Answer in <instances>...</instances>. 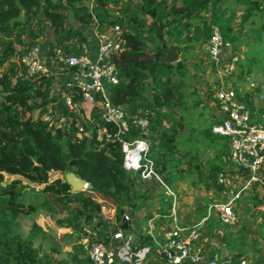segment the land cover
I'll use <instances>...</instances> for the list:
<instances>
[{
	"label": "trees",
	"instance_id": "trees-1",
	"mask_svg": "<svg viewBox=\"0 0 264 264\" xmlns=\"http://www.w3.org/2000/svg\"><path fill=\"white\" fill-rule=\"evenodd\" d=\"M253 17L261 18L258 27ZM245 22L246 38L253 39L257 33L260 39L264 0H0V264L60 263L36 244L42 227L34 220L28 225L19 220L41 209L56 227L69 229L65 234L72 239L68 257L81 264H88L86 246L93 237L108 243L109 232L102 226L119 227L123 208L135 211L139 206H151L146 220L158 214L157 221L170 222L171 196L166 186L172 189L197 158L178 145L184 129L180 111L187 101L185 92L193 86L184 80L188 68L183 55L205 42L212 26L218 27L233 49V26L244 28ZM89 26L98 34L118 26L124 40L109 59L118 82L108 87L111 102L128 114L129 129L124 134H114L116 128L101 118L99 95L91 103L82 100L69 78L53 90L57 78L73 72L69 66H51L54 50L87 53L84 28ZM50 33L46 50L49 71L28 75L22 56ZM170 44L177 48L179 58L165 63L162 58ZM231 87L236 100L248 107L251 123L264 127V106L257 104L262 99L260 88L251 85L244 89L235 80ZM207 92L214 101L209 87ZM67 97L79 105L70 108ZM43 113L63 118L60 128L53 130L41 119ZM138 118L147 121L146 127L133 122ZM103 129L113 135H99L98 130ZM209 134L226 141L211 127ZM120 139L147 143L145 158L158 178H143V167L137 171L123 168ZM226 151L227 146L223 153ZM216 170H209L208 182L218 190L222 186L217 183ZM64 171L83 179L87 189L72 191L61 176ZM245 171L241 173L245 175ZM53 172L59 176L53 177ZM6 175L13 177L5 181ZM254 183L249 203H264V186ZM103 207L114 209L111 218L103 217ZM233 209L236 221L224 225L220 237L228 264H264V209L246 205L245 221ZM150 244L151 236L141 231L131 249L136 252Z\"/></svg>",
	"mask_w": 264,
	"mask_h": 264
},
{
	"label": "built area",
	"instance_id": "built-area-1",
	"mask_svg": "<svg viewBox=\"0 0 264 264\" xmlns=\"http://www.w3.org/2000/svg\"><path fill=\"white\" fill-rule=\"evenodd\" d=\"M93 37L96 41L95 58L87 53L75 55L57 48L53 52L51 66L53 68L60 65L72 67L73 72L69 74V79L78 88L81 99L91 103L99 95L102 98L101 118L116 128L114 134H124L129 129L126 119L128 114L125 108L111 102L108 93V87L118 82L115 66L109 62V59L118 53L124 40L120 36L118 26H114L109 33L98 34L93 31ZM203 44L207 54L221 72L214 87L210 88L218 112V121L211 126V131L225 137L227 143V151L221 156L222 166L216 177L217 183L224 188V194L227 197L216 206L215 212L222 225L231 226L236 221L233 206L241 195L242 189H245L247 185L244 183L239 189L234 184L229 170L232 169L240 174L244 169L247 174L245 177L247 176L249 182H260L257 172L264 165V127L259 123H251L248 107L236 100L235 91L231 87L229 77H233L232 75L236 72L239 53L232 50L230 43L225 41L217 26H212L211 33ZM46 60V53L42 52L37 45L22 56L21 63L28 75L44 74L50 69ZM261 97L259 95V98ZM66 104L70 108H76L79 105L70 97L66 98ZM41 119L47 122L53 130L60 128L63 121V118L55 119L49 113H43ZM133 122L141 128L147 125L144 118H138ZM81 131L82 127H79L78 134ZM97 133L99 135L106 133V137L113 135V132H106L105 129L98 130ZM120 142L123 151L122 166L126 171H137L143 167L144 171L141 173L143 178L150 175L158 178L150 167L151 162L145 158L147 143L144 140L136 139L131 143L120 139ZM87 187L86 183L84 190ZM166 193L171 196L170 224L164 228L161 239L153 233V223L158 218V214L147 220V233L162 255L160 264H217L220 255L215 250L210 251L209 256L204 260L207 250L201 241V231L207 217L195 224L182 225L177 217L176 194L167 186ZM122 217L123 220L128 221V215L122 214ZM112 238H122L121 231L113 233ZM86 256L88 264H115L117 251L110 242L106 243L102 239L93 237L87 248Z\"/></svg>",
	"mask_w": 264,
	"mask_h": 264
},
{
	"label": "rangeland",
	"instance_id": "rangeland-1",
	"mask_svg": "<svg viewBox=\"0 0 264 264\" xmlns=\"http://www.w3.org/2000/svg\"><path fill=\"white\" fill-rule=\"evenodd\" d=\"M253 20L255 21L254 26L258 27L261 18L253 17ZM234 21L238 22L239 18ZM252 25V23H249V26ZM233 30L235 41L232 44V50L239 53V58L235 67L236 72L229 79L230 81L235 80L244 89L251 87V85L258 86L262 99L257 104L264 106V31L260 39H257V33L253 39L246 38V22L244 28H239L236 25L233 26ZM84 31L89 35V27H85ZM183 56L186 57L185 64L188 68L184 80L187 84L193 85V88L191 87L185 92L187 101L180 111L184 118V129L178 135V145L182 150L189 151V154H196L197 158L191 162L190 172L175 181L172 191L177 197L178 212L180 207V223L195 224L207 217L204 220V226L206 224L209 228H220L221 224L217 220L215 208L227 196L224 194L223 187L215 190L209 184L208 172L212 167H216L217 173L220 171L222 166L221 156L224 154L227 143L223 138L220 139L209 134L210 127L216 119L214 109L216 105L208 96L207 91L208 87H214L215 81L219 79L221 72L218 71L217 65L207 54L203 42L200 45L198 44L194 50L186 52ZM242 73L244 74V79ZM68 78H70L69 75L57 78L53 85V90L62 81L68 80ZM203 99L205 100L203 101ZM52 176H59V174L53 172ZM12 177L6 175L5 181H9ZM21 179L23 183L35 186V184L30 183L25 178ZM234 184H236L235 181ZM236 186L240 189L242 184H236ZM246 197L248 196L245 188L242 189L241 195L234 204V208H236L243 221H245L244 213L248 203ZM108 212V207H103L104 215H108ZM19 220L24 225H28L30 221L34 220L42 227L43 232L36 240V244L40 243L42 245V251L51 256L52 259L60 262L59 264H72L68 257L71 251L72 239L65 235L70 233L69 230L63 231L56 227L44 209L38 210L31 217H21ZM155 223H158L157 219L153 223L154 228L156 226ZM153 233L155 235L154 229ZM155 236L157 237V235ZM86 241L87 239L84 240V243ZM88 246L89 243L86 247Z\"/></svg>",
	"mask_w": 264,
	"mask_h": 264
},
{
	"label": "crops",
	"instance_id": "crops-1",
	"mask_svg": "<svg viewBox=\"0 0 264 264\" xmlns=\"http://www.w3.org/2000/svg\"><path fill=\"white\" fill-rule=\"evenodd\" d=\"M80 26V25H79ZM51 38L50 35L47 36L46 39H42L40 41V44L38 45L42 52L46 53L47 50V43L49 39ZM88 42H89V50L87 51V54L95 58L96 57V41L93 37V27L89 26V35H87ZM221 76V74H220ZM219 78V77H218ZM216 82V81H215ZM205 99H203L204 101ZM206 102V101H205ZM215 113H216V119L218 116V112L216 111V107H214ZM214 113V114H215ZM230 174L233 176V181H235L236 184H244L246 183V200L248 199V204H250V207L258 208V209H264V203H249L250 202V196L252 195V192H254V181H248L247 176L243 175L242 173L237 174L232 169L229 170ZM247 175V174H246ZM257 175L260 179V183L264 186V165L258 170ZM246 181V182H245ZM257 182V181H255ZM248 183V184H247ZM234 207V206H233ZM109 212L108 215H104L102 211V215L104 218H111L114 213L113 208H108ZM151 209V206H139L135 211H131L128 208H123L120 210L121 217L122 214L128 215V221L123 220V217L121 218V225L119 227H115L113 225H105L102 226V229L109 232V241L114 248L117 251V260L115 264H160L162 261V255L158 252L157 248L153 245H147L142 247L136 252L132 251V242L138 238V235L141 231L146 230V219L145 216L148 213V211ZM180 214V207L179 212L177 214L178 220ZM155 215V214H154ZM168 222V224H167ZM160 222L156 224L154 230L155 235H157L158 238H162V233L164 228L169 226V221ZM126 223L127 226L125 228L122 227V224ZM221 224V223H220ZM99 225V223H97ZM162 225V226H161ZM164 225V226H163ZM224 225L221 224L220 228H209L205 224V226L202 227L201 231V241L204 243L207 253L205 254L204 260L209 256V252L212 250L219 252V259L217 264H228V254L226 249L221 245L220 243V237L224 230ZM61 230H69L66 228H60ZM121 231L122 238L120 239H113L112 235L115 232ZM147 231V230H146ZM204 262V261H203ZM204 264V263H200Z\"/></svg>",
	"mask_w": 264,
	"mask_h": 264
},
{
	"label": "water",
	"instance_id": "water-1",
	"mask_svg": "<svg viewBox=\"0 0 264 264\" xmlns=\"http://www.w3.org/2000/svg\"><path fill=\"white\" fill-rule=\"evenodd\" d=\"M178 58H179V52L177 48L175 47V45L173 44L168 45L166 47V53H165V56L162 58V61L165 63H173V62H176ZM62 177L64 181H66L70 185L72 191L84 190L83 187L86 184V182L83 179L76 176L73 172L64 171L62 174ZM126 226H127L126 223L122 224L123 228H125Z\"/></svg>",
	"mask_w": 264,
	"mask_h": 264
}]
</instances>
